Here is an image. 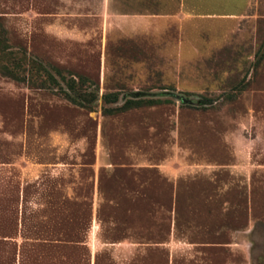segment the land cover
I'll list each match as a JSON object with an SVG mask.
<instances>
[{"label":"rangeland","instance_id":"obj_1","mask_svg":"<svg viewBox=\"0 0 264 264\" xmlns=\"http://www.w3.org/2000/svg\"><path fill=\"white\" fill-rule=\"evenodd\" d=\"M183 4L0 0V264H264V0Z\"/></svg>","mask_w":264,"mask_h":264},{"label":"crops","instance_id":"obj_2","mask_svg":"<svg viewBox=\"0 0 264 264\" xmlns=\"http://www.w3.org/2000/svg\"><path fill=\"white\" fill-rule=\"evenodd\" d=\"M180 2V5L178 7V11L176 13H165V14H154V15H150L149 17H153L156 19H165V18H171V17H180V18H185V17H189L192 16L193 13H191L188 9V7L186 5L183 4L184 0H178ZM194 16V15H193Z\"/></svg>","mask_w":264,"mask_h":264},{"label":"trees","instance_id":"obj_3","mask_svg":"<svg viewBox=\"0 0 264 264\" xmlns=\"http://www.w3.org/2000/svg\"><path fill=\"white\" fill-rule=\"evenodd\" d=\"M38 69H39L38 66H35V70L38 71ZM8 74H9L10 77H11L12 79H14V80H20V82L23 81V80H21V79H18V78H17V75H16L14 72H10V71H9ZM47 75H48V74H47ZM48 78L52 80V83H55L54 80H53V78H52L50 75H48ZM26 83H27V82H26ZM38 88H41V86L38 87ZM70 89H72V86H71V85H70ZM80 97L83 98V97H85V96H84V94H83V95L81 94ZM87 101H88V100H87Z\"/></svg>","mask_w":264,"mask_h":264}]
</instances>
